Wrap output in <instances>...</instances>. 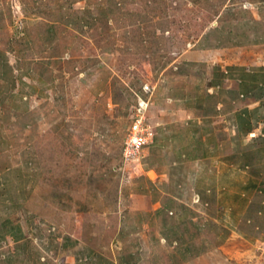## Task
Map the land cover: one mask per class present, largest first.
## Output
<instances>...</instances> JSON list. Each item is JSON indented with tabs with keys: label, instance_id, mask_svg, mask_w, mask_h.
Listing matches in <instances>:
<instances>
[{
	"label": "rangeland",
	"instance_id": "obj_1",
	"mask_svg": "<svg viewBox=\"0 0 264 264\" xmlns=\"http://www.w3.org/2000/svg\"><path fill=\"white\" fill-rule=\"evenodd\" d=\"M0 264H264V0H0Z\"/></svg>",
	"mask_w": 264,
	"mask_h": 264
},
{
	"label": "built area",
	"instance_id": "obj_2",
	"mask_svg": "<svg viewBox=\"0 0 264 264\" xmlns=\"http://www.w3.org/2000/svg\"><path fill=\"white\" fill-rule=\"evenodd\" d=\"M144 105L140 104L137 108L136 118L128 129L129 132L125 139L124 147L125 156L133 155L148 142L150 132L143 128L145 125V116L141 112Z\"/></svg>",
	"mask_w": 264,
	"mask_h": 264
},
{
	"label": "crops",
	"instance_id": "obj_3",
	"mask_svg": "<svg viewBox=\"0 0 264 264\" xmlns=\"http://www.w3.org/2000/svg\"><path fill=\"white\" fill-rule=\"evenodd\" d=\"M241 89H242L243 92H244L245 90H247V88H246V89L241 88ZM236 92H237V94L241 93L240 95H243V92H239L238 90H237ZM250 92H251V91H246L245 93L250 94ZM251 93H252V92H251ZM236 96H237V95H236Z\"/></svg>",
	"mask_w": 264,
	"mask_h": 264
}]
</instances>
